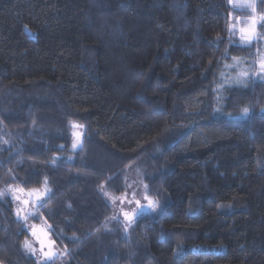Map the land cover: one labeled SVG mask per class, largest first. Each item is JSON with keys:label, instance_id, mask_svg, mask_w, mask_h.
Returning a JSON list of instances; mask_svg holds the SVG:
<instances>
[{"label": "trees", "instance_id": "trees-1", "mask_svg": "<svg viewBox=\"0 0 264 264\" xmlns=\"http://www.w3.org/2000/svg\"><path fill=\"white\" fill-rule=\"evenodd\" d=\"M229 12L244 14L227 0H0V190L49 189L24 220L0 198L3 264H37L30 223L62 253L47 264H264V84L229 89L232 117L215 114L224 61L264 40L232 44ZM130 169L155 211L104 197Z\"/></svg>", "mask_w": 264, "mask_h": 264}, {"label": "rangeland", "instance_id": "rangeland-1", "mask_svg": "<svg viewBox=\"0 0 264 264\" xmlns=\"http://www.w3.org/2000/svg\"><path fill=\"white\" fill-rule=\"evenodd\" d=\"M255 3L257 6V0H255ZM235 10L241 11L244 13L243 15L239 16L241 18V26L246 22V18L252 15V11L250 8H242V9H235ZM256 14L259 15L257 13V10H256ZM236 17L237 16H233L232 23H235ZM258 25H259V23L257 24V32H258ZM230 39H231L232 44H234L240 48H244V47L248 48V47L252 46V45L251 46L243 45L239 39L238 31H236L235 29H234V34L230 33ZM254 43H256V41H254L253 44ZM260 52H264V45H263L262 49L260 50ZM258 55H259V52L257 50H255V52L252 54H249V56L237 57V58H240V63L236 64L234 67H229V65H233V63H234L232 57L231 58L229 57V58H227V60L224 61L223 66H222V68L218 74L217 82H216V86H215V110L217 108L222 109V111L220 113H217L215 111V114L217 117H223V118H231L232 117L231 114L226 113L224 111L226 93L231 88H246V87L237 86L234 83L233 78H234V76L238 70H241V69L248 70L250 72V74H251V71L256 70L257 65H256L255 61L257 60ZM254 80H258L264 84V80L256 78V79H253L252 81H254ZM229 85H231V86H229ZM249 85H250V83L248 84V86ZM238 117L244 118L242 113L240 115H238ZM71 127H72V125H71ZM73 131H78L81 133L82 128L78 127L76 129H73V127H72V132ZM144 187L145 186L142 183L140 175L134 169H130L128 174H127V178H126V192L123 195L117 196V197L112 196V195H108V194L107 195L104 194V197H106V199L110 205L116 206L119 208H123L127 204H131V203L137 204V201L139 199V195H141L142 197H145V193H144L145 188ZM35 191H38L42 194V199L40 201H37L34 196H29L28 193L30 191H28V192L24 191L23 193L17 191L15 194L20 197L19 200H14L12 193L8 192V194L11 197V200L13 202V205H14V211H15L16 218L24 220L22 217L30 216L29 213L32 214L35 211L38 203H40L42 200H44L45 197L43 196V194L45 192H47V195H48V193H49V189L46 185H44L41 190H35ZM22 200H28L29 203L27 205H24L21 203ZM18 211L20 212L19 216L17 214ZM32 226H33L32 223L26 225V228L28 230V234L30 233L29 237L26 241L31 246V248L36 250V252H35V254L30 252L28 250V248L25 247V243H24V249L29 255L36 257L37 260H40L41 264H43L44 258L41 255V251H40L41 245L38 242L37 237H39L40 239H46V241H51V240L49 239L48 235L45 237L44 233L47 234V232L41 226H36L37 227V234L33 235L32 234ZM40 229H43V232H41ZM44 251H48V249L45 248ZM52 251L55 253V256L52 259L59 257L62 254L60 252V250H58V248L55 247L53 242H52Z\"/></svg>", "mask_w": 264, "mask_h": 264}, {"label": "snow or ice", "instance_id": "snow-or-ice-1", "mask_svg": "<svg viewBox=\"0 0 264 264\" xmlns=\"http://www.w3.org/2000/svg\"><path fill=\"white\" fill-rule=\"evenodd\" d=\"M228 5L232 6L235 9H242V8H250L252 11V15L246 18V22L241 26V18L237 16L235 18V23H232L233 15L231 12L228 13V31L229 33L234 34V29L238 31L239 33V39L243 45L246 46H251L254 41L257 39L264 40V35L258 34L257 32V24L264 22V13L257 15L256 14V3L255 0H227ZM262 27H264V24H262ZM217 40H219V35L217 36ZM231 42V41H230ZM259 55L257 60L255 61L257 65V69L254 71H251V74L248 70H238L233 78L234 83L237 86L240 87H247L249 83L252 82L253 79H261L264 80V52H260L258 49ZM227 55V53H225ZM233 65H229V67H234L236 64L240 63V58L233 57ZM231 86V85H229ZM217 113H220L222 109L217 108L215 110ZM249 114V109L245 108L243 109L242 115L244 118H247ZM73 129L76 128H82L83 125H77L75 123L72 124ZM74 142L72 144L73 150H75L77 147H82V140L81 136L82 133L78 131H73L72 133ZM63 147V146H61ZM47 181L45 180V183ZM103 187V186H102ZM147 188V186H145ZM19 191L21 193L24 192L23 188H17L13 189L11 185L8 186L6 190H0V198H3L6 194V192H11L13 195L14 200H19L20 197L17 196L15 193ZM107 195V193H105ZM29 196H34L37 201H40L42 199V194L38 191H30L28 193ZM45 198H47V192L43 194ZM145 199L147 200V207L149 209H152L155 211L159 205V202L153 199H150L148 196H145ZM22 204L27 205L29 203L28 200H22ZM35 206V205H34ZM137 207L142 208L143 206L140 205L139 201H137ZM18 216L20 215V212L18 211ZM31 215V213H29ZM125 219L129 222V225L131 223H134L136 219L138 218L137 215L134 214H129L127 212L124 213ZM23 219H27L26 216L22 217ZM127 231V229H125ZM41 232H43V229H40ZM32 234L36 235L37 234V227L35 225L32 226ZM45 237L47 236L46 233H44ZM38 242L41 245V255L44 258L43 264H47V261L52 260V258L55 256V253L52 251V242L51 241H46V239H40L37 237ZM25 247L28 248L30 252L35 254L36 250L31 248V246L28 244L27 241H25ZM47 248L48 251H44V249ZM0 264H3L2 261H0ZM37 264H41V261L38 260Z\"/></svg>", "mask_w": 264, "mask_h": 264}]
</instances>
